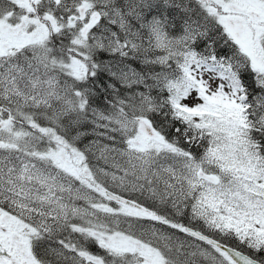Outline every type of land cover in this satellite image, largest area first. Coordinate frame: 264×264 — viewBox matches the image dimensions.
Masks as SVG:
<instances>
[{
  "label": "snow or ice",
  "instance_id": "snow-or-ice-1",
  "mask_svg": "<svg viewBox=\"0 0 264 264\" xmlns=\"http://www.w3.org/2000/svg\"><path fill=\"white\" fill-rule=\"evenodd\" d=\"M0 264H264V0H0Z\"/></svg>",
  "mask_w": 264,
  "mask_h": 264
}]
</instances>
